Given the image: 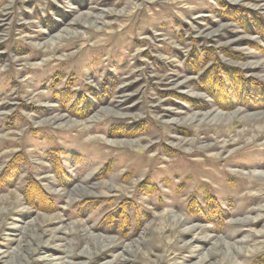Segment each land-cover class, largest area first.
<instances>
[{
    "label": "rangeland",
    "instance_id": "obj_1",
    "mask_svg": "<svg viewBox=\"0 0 264 264\" xmlns=\"http://www.w3.org/2000/svg\"><path fill=\"white\" fill-rule=\"evenodd\" d=\"M210 111L264 113V0H0V264H185L264 232L234 224L264 151L185 152Z\"/></svg>",
    "mask_w": 264,
    "mask_h": 264
},
{
    "label": "bare ground",
    "instance_id": "obj_2",
    "mask_svg": "<svg viewBox=\"0 0 264 264\" xmlns=\"http://www.w3.org/2000/svg\"><path fill=\"white\" fill-rule=\"evenodd\" d=\"M82 16L83 15H81L78 18H82ZM58 38L60 37L58 36L57 39ZM50 45L51 47L49 46V49L47 48L48 50H45V53L47 54H49L50 51H55L60 49L58 45H55L54 43H51ZM101 113L108 114L107 111ZM238 114H239L238 111L234 112V114H232L231 116H226V114L220 111H216V112L210 111V113L201 114L200 116L202 119L200 120V123L198 125L199 129L194 131L193 136H197L202 131L205 132V135L202 137V141L200 142L197 141L196 138H194L190 143V149L188 148V150L185 151L186 154L204 155L210 160L218 161L219 159L220 160L222 159V154L226 150H230L231 152V151H235L236 149L244 150L246 148H256L257 151L260 152L264 151V113L255 114V115L251 114L248 116L245 115L240 118H238ZM209 116L210 119H208L209 120L207 122L208 125L205 127L204 126L205 120L203 119H207ZM225 119L231 122L239 121L241 124L240 129H238L234 134L232 135L230 134V136L227 135L226 130H224L222 133H219V135L216 134L214 136L210 135L208 130L211 132H215V131L218 132L219 128L227 126V123L224 122ZM248 121L253 122V124L251 123L252 125L247 126L246 122ZM244 135H247L248 137L243 138ZM223 158H228V156L226 155ZM195 160H200V159H194L193 161ZM236 168L237 169L233 171L234 174H238L240 172L238 169L240 167L236 166ZM244 168H246V172L245 171L243 172L244 175L239 173L240 175H242L241 179L245 180L243 183V187L249 192L248 198L258 199L256 202L258 203L262 201L261 198L264 196V164L262 166L260 165L258 167H255L252 170H250V167H244ZM250 209L251 211L246 213V216L237 219L236 222H234V224L242 225L243 227L250 225L253 226L254 223H256L262 217H264L263 204L261 206H255ZM174 222L177 223L179 222V220L175 219ZM246 232L247 233L243 238H239L237 240L235 239L236 236L234 234H232L230 238L225 242L216 240L214 244L210 246V248H208V250L204 254L187 260L185 264H206V262L208 261L207 257H210L211 255H215V256L217 255L218 256L217 260L221 264H225V263L244 264V261L242 263V259L245 260V258H248L251 254H253V252L256 251L258 245L262 243L261 237L264 234L262 230H257V231L247 230ZM12 254L14 255V258H18L19 260H22L21 254L19 253L18 249H15L12 252ZM70 254L71 253H69V255ZM71 257H72L71 259H74L73 258L74 255H71ZM171 259L173 260L174 257H171ZM58 264H73V263H70L69 261H60ZM171 264H177V263L173 262Z\"/></svg>",
    "mask_w": 264,
    "mask_h": 264
},
{
    "label": "trees",
    "instance_id": "obj_3",
    "mask_svg": "<svg viewBox=\"0 0 264 264\" xmlns=\"http://www.w3.org/2000/svg\"><path fill=\"white\" fill-rule=\"evenodd\" d=\"M227 101H228V99H227ZM84 107H85V106H84ZM18 169H19V167H18ZM16 172L18 173L19 170H17ZM12 180H14V179H10V180H8L7 182H12ZM35 184H36V183H35V182H32V181L29 183V185H33L34 187H37L38 189H40V188H39L37 185H35ZM27 186H28V185H27ZM28 187H29V186H28ZM26 188H27V187H26ZM25 191H26V190H25ZM41 192H42V191H41ZM41 192H40V193H41ZM41 194H42V193H41ZM43 194H44V193H43ZM43 194H42V195H43ZM25 195H26V197H28V196L30 195V192L28 191V196H27V193L25 192ZM28 199H29V197H28ZM36 206L39 207L40 205L36 204Z\"/></svg>",
    "mask_w": 264,
    "mask_h": 264
}]
</instances>
